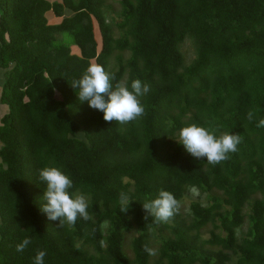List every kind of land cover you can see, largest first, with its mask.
I'll return each mask as SVG.
<instances>
[{
    "label": "trees",
    "instance_id": "obj_1",
    "mask_svg": "<svg viewBox=\"0 0 264 264\" xmlns=\"http://www.w3.org/2000/svg\"><path fill=\"white\" fill-rule=\"evenodd\" d=\"M116 3L111 16L108 0H0V264H34L37 250L44 264H264V0ZM90 62L113 85H150L140 119L107 122L79 101L71 83ZM192 123L240 134L238 151L194 158L176 141ZM47 166L87 197L88 220L61 227L41 210ZM193 187L205 201L186 213ZM161 189L179 211L154 223L143 202Z\"/></svg>",
    "mask_w": 264,
    "mask_h": 264
},
{
    "label": "clouds",
    "instance_id": "obj_2",
    "mask_svg": "<svg viewBox=\"0 0 264 264\" xmlns=\"http://www.w3.org/2000/svg\"><path fill=\"white\" fill-rule=\"evenodd\" d=\"M105 68L97 63L90 62L79 79L72 81L71 86L77 89L80 102H88L89 107L101 111L103 119L107 122H115L118 125H126L140 119L145 109L140 98L147 95L150 85L136 79L131 82L130 88L120 81L113 85L114 80ZM254 112L247 113V120L251 121ZM258 127H264V119H260ZM176 141L183 145L187 153L197 159L206 158L207 163L217 165L229 158V153L238 151L241 143L240 134L221 132L217 136L213 131L192 123L182 127ZM5 145L0 142V148ZM4 170L7 164L0 160ZM39 179L46 185L42 196L41 210L46 213L49 220L59 221L61 227L74 225L78 218L89 219L88 199L78 189L72 191L74 184L72 179L61 169L47 166L39 170ZM195 193V188L191 189ZM132 203L127 193L119 194L121 212H126ZM179 201L170 191L161 189L155 199L143 202V208L147 215L145 219L152 218L154 223H166L179 211ZM31 243L30 238H25L16 245L17 252H23ZM149 253L152 249L145 245ZM46 252L37 250L34 264H44Z\"/></svg>",
    "mask_w": 264,
    "mask_h": 264
},
{
    "label": "rangeland",
    "instance_id": "obj_3",
    "mask_svg": "<svg viewBox=\"0 0 264 264\" xmlns=\"http://www.w3.org/2000/svg\"><path fill=\"white\" fill-rule=\"evenodd\" d=\"M52 1H55V0H52ZM116 2H117V0H108V4L112 6L111 16H117L118 13L120 12L119 6L117 5ZM49 17H50V15H49ZM50 21H56V20H52V18H50ZM60 39L62 41L64 40L66 43H68V45L71 46V49L75 47L72 44V40H70L71 38L68 35V33H66L65 35H62ZM184 50H186V52H187L188 61L192 60L194 58V53L191 50L190 43H187L184 46ZM0 111H3V109H0ZM194 200H200V201L204 202L205 196H202V198H201L198 196L197 193H193L192 197H187L184 201V204H183L184 205L183 207H184L186 213L188 212L190 203Z\"/></svg>",
    "mask_w": 264,
    "mask_h": 264
},
{
    "label": "crops",
    "instance_id": "obj_4",
    "mask_svg": "<svg viewBox=\"0 0 264 264\" xmlns=\"http://www.w3.org/2000/svg\"><path fill=\"white\" fill-rule=\"evenodd\" d=\"M5 80H6V70L0 67V109H3V111H0V120L6 114L8 110L7 106L1 102L2 89H3Z\"/></svg>",
    "mask_w": 264,
    "mask_h": 264
}]
</instances>
